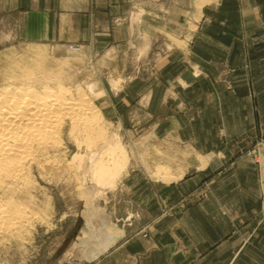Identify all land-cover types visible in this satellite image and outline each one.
<instances>
[{
    "label": "rangeland",
    "instance_id": "374dc122",
    "mask_svg": "<svg viewBox=\"0 0 264 264\" xmlns=\"http://www.w3.org/2000/svg\"><path fill=\"white\" fill-rule=\"evenodd\" d=\"M127 18L118 52L0 46V59L40 49L65 83L86 86L121 164L82 190L35 174L44 219L0 238V264H264V131L249 97L264 106V53H243L264 39V0H133ZM201 202L203 220L174 231V214ZM151 235L165 250L134 256Z\"/></svg>",
    "mask_w": 264,
    "mask_h": 264
},
{
    "label": "bare ground",
    "instance_id": "6f19581e",
    "mask_svg": "<svg viewBox=\"0 0 264 264\" xmlns=\"http://www.w3.org/2000/svg\"><path fill=\"white\" fill-rule=\"evenodd\" d=\"M41 53L29 48L0 59H8L0 72V238L5 241L44 219L33 196L35 174L61 176L82 190L109 182L121 165L116 135H106L90 90L65 83L60 69L44 64ZM69 141L77 147L70 157Z\"/></svg>",
    "mask_w": 264,
    "mask_h": 264
},
{
    "label": "crops",
    "instance_id": "0c3cea01",
    "mask_svg": "<svg viewBox=\"0 0 264 264\" xmlns=\"http://www.w3.org/2000/svg\"><path fill=\"white\" fill-rule=\"evenodd\" d=\"M133 0H0V46L13 43L53 44V45H83L88 50H105L118 52L125 39H131L133 28L128 14ZM129 22V23H128ZM145 23V22H144ZM146 24V23H145ZM145 24L143 28L145 27ZM144 35V34H142ZM141 35V36H142ZM136 36V35H135ZM137 37V36H136ZM137 39H142L137 37ZM148 39H152L151 36ZM243 53L246 59L253 54L264 53V39L245 41ZM250 45V47H249ZM255 46V47H254ZM233 49L229 48L231 54ZM252 122L261 125L259 131H264V106L256 104L252 99ZM225 155L222 153H203L200 158H214ZM222 161L223 159H219ZM256 167V165H252ZM250 167L253 170V167ZM256 170V168H255ZM200 178L197 179L199 182ZM263 182V181H262ZM262 203V202H261ZM203 220L204 203H198L193 208L174 214L172 228L174 231L186 229L187 216ZM202 226V221L200 222ZM203 227V226H202ZM153 228L150 226V229ZM157 228V226H156ZM140 246L139 244H143ZM158 240L150 236L146 241L132 244L134 256L155 250H165L158 247ZM102 263V261H99Z\"/></svg>",
    "mask_w": 264,
    "mask_h": 264
}]
</instances>
